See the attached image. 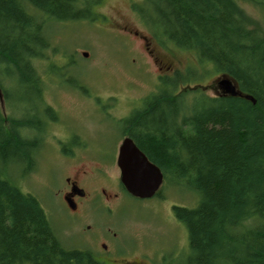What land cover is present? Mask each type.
I'll return each mask as SVG.
<instances>
[{"label":"trees","instance_id":"obj_1","mask_svg":"<svg viewBox=\"0 0 264 264\" xmlns=\"http://www.w3.org/2000/svg\"><path fill=\"white\" fill-rule=\"evenodd\" d=\"M97 1L0 0V64L8 65L18 82L39 83L32 61L47 47V20L97 19L90 9ZM233 4L156 0L154 8L167 40L195 52L256 103L232 96L201 98L178 126L179 98L169 101V92L177 87L173 82L171 88L166 79L148 102L154 110L132 125L141 132L139 147L164 179L185 184L199 199L193 209L173 207L188 230L190 255L185 264H264V38L246 26ZM28 7L45 17L38 18ZM37 91L38 104L28 109L37 120L28 124L42 130L46 123L41 116H55ZM170 106L176 112L174 124L166 116ZM11 122L16 131L27 120ZM10 138L0 113V162L29 161L32 169L41 138ZM73 260L80 261V254L64 248L38 199L0 174V264Z\"/></svg>","mask_w":264,"mask_h":264},{"label":"rangeland","instance_id":"obj_2","mask_svg":"<svg viewBox=\"0 0 264 264\" xmlns=\"http://www.w3.org/2000/svg\"><path fill=\"white\" fill-rule=\"evenodd\" d=\"M155 1L98 0L90 6L98 14L97 19L47 20V47L32 61L39 78L37 84L18 82L9 66L0 64V89L5 99L0 113L8 122L29 114L28 109L38 104V89L42 103L55 116V119L41 116L46 123L42 130L21 133L42 140L33 168L27 173L16 165L19 163H8L6 168L9 167L8 178L13 184L38 199L60 241L67 247H78L80 241L83 243L80 221L69 218L59 191L64 179L72 177L78 167L101 166L105 169L104 176L109 175V181L114 182L108 181L106 190L111 194L120 191V197L110 204L112 211L99 203H83L79 213L84 222L117 232L128 246V260L135 259L139 264H185L190 255L188 230L175 217L173 207L196 208L197 195L185 184L164 179L158 196L149 200L130 197L116 187V181L120 184L117 157L113 163H107L121 144L125 116L141 106L144 95L159 90L153 62L142 42L116 28L114 23L128 22L129 29L150 37L152 48L163 52L171 42L158 26ZM258 1L233 0V5L246 26L264 38V0ZM28 10L38 18L45 17L30 7ZM175 51L183 63L190 64L189 77H183L186 73L182 67L176 68L182 71L178 72L182 77L174 80L179 120L188 116L201 98L213 97L220 77L208 62L201 63L204 69L199 72L192 51L179 47ZM26 119L33 123L37 120L32 115ZM69 151L73 152V158H68Z\"/></svg>","mask_w":264,"mask_h":264},{"label":"flooded vegetation","instance_id":"obj_3","mask_svg":"<svg viewBox=\"0 0 264 264\" xmlns=\"http://www.w3.org/2000/svg\"><path fill=\"white\" fill-rule=\"evenodd\" d=\"M114 25L116 28L122 29V31H126L138 37L140 42H142V45H143V48L146 54L153 62V65L156 71L155 81L158 87H161L163 81L166 79L170 82L169 86H171V84L176 81L175 77H182V76H178V72H182L179 69H176L179 67H182L183 72L186 73L183 77H189L190 73H187V70H189L190 64L188 62L187 64L182 62L181 58L176 54L175 49L177 46L174 43L171 42L170 45H166L164 47V51L162 50L163 52H159L158 50L152 48L153 46H152V42L150 41V37H147L145 35L140 34L139 32L129 29L128 22H122V23L115 22ZM192 53L194 57L195 56L197 57L196 62H198L199 64V65L197 64V69L199 72H201V68L202 70L204 69L201 66L202 61L195 52L192 51ZM223 76L224 75L219 74L220 79ZM216 87L217 88L213 90L215 93L213 97L215 98L229 97L218 87V85H216ZM171 92L169 93L171 94L172 97L169 98V101L170 102L173 101V103H175L177 101H175L176 95H175L174 89H172ZM158 93L159 91L155 90V91L148 92L146 95H144L142 97L141 106L139 108L132 109V111H130V113L127 114L122 121V124H123L122 132L124 136L122 137L121 143L123 142L125 138H130L133 141V143L137 146V148L148 158V160H150V158L139 147V144L137 142V140L141 137V132L139 131L138 128H136L137 124L135 125V128L132 125L135 124L136 120L137 122L139 120L143 122V120L149 116V113H151L154 110V108L150 106L148 102L153 101V98ZM3 100H5L4 94H3ZM1 108L3 109L4 105ZM155 109H157V107ZM135 114H138V116L136 117ZM28 115L30 116L31 114L29 113ZM28 115L23 117L25 120H27L24 126H18L16 127V131H14L11 126L14 124L11 121L8 122L6 120V117L2 116L1 114V117L4 120V125L6 127V130L9 133V137H13L10 139L16 140L17 138H19L18 140L31 142L32 140L36 138L34 137V139H32L31 137H25L24 134H21L22 131H27V130L32 129L31 125L28 124L29 120L26 119ZM166 116L168 117L169 122L171 121L170 118H172L173 120L171 121V124H174L173 121L174 119L176 120V112L174 111V107L172 106L169 107V111ZM182 119L183 117H180L179 120L177 119L176 123L178 124V126L182 125ZM38 141H42V140H38ZM119 147L120 146H118L117 148V152H116V149L114 150L113 159L107 163H113L115 157H118ZM72 153L73 152L69 151L67 155L68 158H73L74 155ZM98 154L100 158L103 161H105L103 155L101 153H98ZM6 165L7 163L0 162V167H1L0 174H3V176L8 178L9 167L6 168ZM18 166H22L23 171L25 173L31 170V164L29 161H26L23 164L19 163ZM116 166L118 167L117 158H116ZM104 174H105V169H103L101 166H94V165L90 166L88 164H84L75 170L74 175L72 177L67 176L64 179V185L62 189L59 191V194H60L59 196L61 198L62 205L67 215L69 216V218L72 216L74 219H77L76 221L73 220V222L80 221V224H79V228L81 231L80 238L83 239V243L82 241H80L79 244L81 246H78V247H67L64 245L63 242H62V245L64 246V248L70 251L77 252V254H80L81 260L80 261L73 260L72 263L74 264H139V262L135 259L133 260L126 259L127 258L126 255L129 252V250L127 249L128 246L127 244H125V241L122 238H120V235L117 232H111L109 229L105 230L102 228H98L93 223L91 224V223L84 222L83 220L84 216H81L79 213L80 206L83 203L84 204L85 203L86 204L87 203L88 204L99 203L104 208H107L110 211H112L110 204L112 202L115 203L119 199L120 195L118 192L120 191L114 192L111 194L109 190H106V184L109 181L110 177L109 175L104 176ZM8 180L10 179L8 178ZM119 180H120V176H119ZM109 183L114 184V182L112 181H109ZM99 185L101 186L99 187ZM116 187L119 190L121 189L124 193H126L127 195L131 197V195L125 190L121 181H120V184L116 181ZM89 189H92V192H89ZM70 204H72L74 208H72Z\"/></svg>","mask_w":264,"mask_h":264},{"label":"water","instance_id":"obj_4","mask_svg":"<svg viewBox=\"0 0 264 264\" xmlns=\"http://www.w3.org/2000/svg\"><path fill=\"white\" fill-rule=\"evenodd\" d=\"M88 56L87 53L84 54ZM218 87L228 96L242 97L251 101L253 96L243 94L233 79L224 75L217 81ZM0 105H4L0 89ZM117 165L120 169V181L125 190L134 198L145 200L153 198L162 186L164 174L162 170L137 148L130 138H125L119 147ZM72 208L74 206L70 204Z\"/></svg>","mask_w":264,"mask_h":264}]
</instances>
